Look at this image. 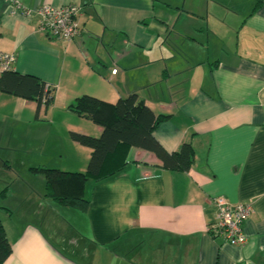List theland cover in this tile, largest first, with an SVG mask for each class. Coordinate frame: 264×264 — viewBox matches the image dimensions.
Wrapping results in <instances>:
<instances>
[{"label":"crops","instance_id":"obj_1","mask_svg":"<svg viewBox=\"0 0 264 264\" xmlns=\"http://www.w3.org/2000/svg\"><path fill=\"white\" fill-rule=\"evenodd\" d=\"M16 1L27 10L77 5L80 33L51 39L36 15L0 4V52L14 55L11 71L53 90L37 113L34 102L0 93L8 153L0 160L16 165V179H31L13 206L0 207L10 246L2 264H264V0ZM130 94L169 116L152 133L165 152L192 146L189 171L162 170L152 154L130 148L116 175L86 182L84 211L46 198L43 175L21 168L82 174L90 150L69 134L102 131L68 106ZM43 123L58 140L39 137ZM217 197L251 205L244 246L208 234Z\"/></svg>","mask_w":264,"mask_h":264},{"label":"trees","instance_id":"obj_2","mask_svg":"<svg viewBox=\"0 0 264 264\" xmlns=\"http://www.w3.org/2000/svg\"><path fill=\"white\" fill-rule=\"evenodd\" d=\"M0 93L34 102L36 113L53 102V90L45 83L12 71L0 73ZM68 109L102 131L97 138L79 133L69 134L72 142L90 150L84 173L31 169L33 173L43 175L44 195L58 205L84 211L88 205L84 197L86 182L97 183L116 175L126 165L125 157L130 148L152 154L165 171L185 173L193 165L194 150L189 143L181 144L176 152L167 153L154 140L152 133L169 116L155 115L135 94L119 99L114 104L81 96ZM9 255L10 246L0 223V264Z\"/></svg>","mask_w":264,"mask_h":264},{"label":"built area","instance_id":"obj_3","mask_svg":"<svg viewBox=\"0 0 264 264\" xmlns=\"http://www.w3.org/2000/svg\"><path fill=\"white\" fill-rule=\"evenodd\" d=\"M10 1L14 10L22 15L26 17L31 14L36 15L39 18L38 30L51 39L70 42L80 33L77 23L80 8L77 5L68 4L59 7L43 5L34 10H27L16 0ZM14 60L13 54L0 52V73L11 71ZM111 73L114 74L115 70ZM212 203L216 207V217L208 226V234L225 245L244 246L246 236L243 233V227L252 213L251 205L249 203L229 204L221 197L214 198Z\"/></svg>","mask_w":264,"mask_h":264},{"label":"rangeland","instance_id":"obj_4","mask_svg":"<svg viewBox=\"0 0 264 264\" xmlns=\"http://www.w3.org/2000/svg\"><path fill=\"white\" fill-rule=\"evenodd\" d=\"M169 1H170V3L172 5H175V3H177V0H169ZM245 1H247V0H245ZM37 127H38V125H37ZM37 127L34 125L31 128V130L37 131ZM47 130H48L47 125L44 124V123L41 124L40 129H39V133L41 135L39 137L40 138H44L46 136L47 137V140H48V134L50 133V131L48 133ZM21 131H22V129H19V128H17V129L14 130V132L16 134L20 133ZM56 131H58L57 128L52 129V132L53 133H50L49 135H54L53 139L55 138V139L58 140V137L59 136H58V134H57ZM10 149H12V150H10L12 152L9 153V156L11 155L10 157H14L15 154L13 153V144H12V146H11ZM4 151L5 150L3 148H0V157H3L5 155H8V153L7 152H4ZM22 154L23 153H19L18 155L21 156ZM26 156H27V154H26ZM3 162H4V160H0V207H6L8 205L11 206L12 203H13L12 201L14 199H18V197L20 196L19 194H21L20 192L22 191V183H24L23 181H27V183L30 184V180H31V179H29V180L28 179H25L27 177H24V176H23L24 177L23 179H16V177L12 174V173H17L19 171V169L16 168V165H14L13 162L10 163V168L8 170V169H5L4 168ZM8 166H9V164H8ZM10 169H11L12 172L10 171ZM21 170H23L24 172H27V171L32 172L29 169H23V168H21ZM37 176L38 175H36L35 177L38 178ZM3 190L5 192H4V195L2 196L1 195V192Z\"/></svg>","mask_w":264,"mask_h":264},{"label":"water","instance_id":"obj_5","mask_svg":"<svg viewBox=\"0 0 264 264\" xmlns=\"http://www.w3.org/2000/svg\"><path fill=\"white\" fill-rule=\"evenodd\" d=\"M4 1H6V0H0V3H1V2H4Z\"/></svg>","mask_w":264,"mask_h":264}]
</instances>
